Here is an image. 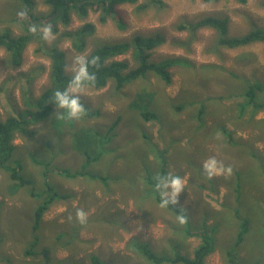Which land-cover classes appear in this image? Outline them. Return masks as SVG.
Listing matches in <instances>:
<instances>
[{
	"label": "rangeland",
	"instance_id": "1",
	"mask_svg": "<svg viewBox=\"0 0 264 264\" xmlns=\"http://www.w3.org/2000/svg\"><path fill=\"white\" fill-rule=\"evenodd\" d=\"M35 1L40 12L47 10L44 0ZM21 12L19 3L0 0V32L10 26L14 32L22 33L24 26H30L25 20L17 21ZM208 17L227 18L230 34L239 36L254 27L264 28V0H247L245 4L238 0H164V7L149 6L144 10L138 5H122L106 23L101 22L99 13H91L85 20L74 17L72 25L62 28L59 35L51 34L48 40L43 39L47 45L55 44L65 52L67 72L73 74L75 59H86L98 44L131 42L137 35L160 36L163 42L152 49L150 61L184 58L196 66L197 74L174 71L170 86L149 74L127 87L120 99L110 82L102 90L84 86L77 93L79 101L89 105L93 114L100 110L98 115L88 118L83 112L76 120L77 128H73V119L58 116L61 110L55 106L46 123L30 128L35 132L33 136L17 135L16 156L24 162L25 174L34 177L35 183L20 187L7 171L0 170V264H92L93 254L105 264H155L134 247L135 242L148 244L156 256L173 258L179 253L193 257L201 239L190 235L187 229L193 233L202 226L209 232L215 231L216 241V250L206 258L205 264H229L227 251L236 246L241 219H248L249 223L243 242L235 247L239 258L244 264H264V111L257 116V123L251 122L254 125L236 120L248 99L245 94L248 86L259 83L264 87V44L220 50L215 47L218 46L216 31L198 30L195 38H191L190 32L181 28H189ZM86 22L95 25L96 33L88 40L86 51L78 53L64 32L77 30ZM43 27H38V31ZM41 44L36 39L28 45L19 67H11L5 50L0 49L2 119L23 110L25 93L37 98L49 86L50 61L39 51ZM118 59L126 62L128 69L137 67L132 50ZM204 65L217 68L201 69ZM5 69L13 74L12 78L5 75ZM183 91L196 104L179 114L170 108L166 98L176 103L185 98ZM154 92H158L160 101L155 100ZM256 96L259 102H264V90ZM201 103L207 108L203 115L209 128L195 138L193 130L200 125L196 115ZM132 104L137 109L154 112L161 123L144 121L138 111L134 117L138 121L135 132L129 133V137L121 132L123 138L116 137L104 144L110 151L87 169L90 173L104 174L106 179L76 175L88 158L94 159L95 150L101 146L94 130L109 123L113 119L111 113ZM177 122L185 127L176 125ZM221 128L234 134V143L227 140ZM143 131L150 142L141 137ZM86 134L94 138L87 141ZM94 139L98 143L89 146ZM80 142L83 147L79 150L75 146ZM164 147L177 150L176 156L181 157L177 163H182V169H176L173 151L165 154L171 164L169 173L183 178L184 190L175 205L187 213L188 218L183 217L182 223L176 212L161 207L147 191V171L153 176L161 173L158 154L152 156L149 152ZM32 155L50 161V182L55 192L69 197L56 200L44 214L36 233L39 243L34 248L35 254L26 258L24 253L33 239V213L44 199L32 192L45 194L47 179L44 168L32 162ZM213 157L222 168L208 178L201 165ZM145 159L149 160L147 166L142 165ZM62 170L73 176L60 173ZM78 210L85 214L83 222L77 218Z\"/></svg>",
	"mask_w": 264,
	"mask_h": 264
},
{
	"label": "trees",
	"instance_id": "2",
	"mask_svg": "<svg viewBox=\"0 0 264 264\" xmlns=\"http://www.w3.org/2000/svg\"><path fill=\"white\" fill-rule=\"evenodd\" d=\"M12 1L19 3L22 8L21 14L23 15L17 17V21L22 23L23 20H25L30 26H24L22 33L14 32L11 30L10 26L4 28L2 32H0V49L5 50L11 67L21 66L25 50L28 45L36 39L40 40V43H42L39 47V51H42L50 61L49 86L47 85L43 93L37 98L30 92L25 93L23 110L19 111L17 115L8 116L5 119L0 117V170L7 171L11 180L15 181L18 186L25 187L34 185L35 178L25 174L24 170H26V168L24 162L16 156L17 146L14 144V141L19 134L33 136L35 132L30 128L33 126L35 127L40 123H46L51 118L52 114L55 112V105L51 101L54 91L64 87L71 80L73 75L67 72V57L65 52L55 44L47 45L46 41L43 42V37L38 31V27L50 26L51 34L59 35L62 28L65 29L72 25L74 17L85 20L91 13H99L101 22L106 23L109 19L115 17L116 9L119 6L138 5L141 10H144L149 6L164 7V0H44L43 4L47 8L45 12H40L38 4L35 0ZM142 1H146L147 4H141ZM204 1L217 2L218 0ZM238 1L242 4L247 2V0ZM120 26L124 27L123 24H120ZM181 28L182 30H188L191 38H195L194 34L198 30L209 28L216 31V42L218 46L215 47L220 50H235L251 46L256 43L264 44L263 27H254L253 29L244 32L242 35L233 36L229 32V20L227 18L221 19L218 17H208L190 25L189 28L187 26H182ZM95 33V25L91 22H86L77 30H66L64 32V36L70 39L76 52L84 53L88 45V40L91 39ZM162 42L163 39L160 36H157L156 38H144L137 35L131 42L98 44V47L95 48L86 58L89 61L93 59L95 60V63H89L88 65V71L94 75L95 79L87 82L85 86L93 88L94 90H102L106 88L110 82L112 90H114L117 98L120 99V97L123 96L122 92L127 87L132 85L133 82L138 79H146L149 74H152L153 77L157 78L159 82L166 84V86H170L172 84V74L174 71H193L197 74L196 66L191 61L184 58H167L159 63L150 61L152 49L158 47ZM131 50L133 59L137 63V67L134 69H128V64L118 59L120 56ZM213 67L217 68L214 65H204L201 69H209ZM6 69L4 70L5 75H9L12 78L13 74L7 72ZM148 88L150 89V85ZM263 90V85L259 83L248 86L245 92L248 99L244 104H242V111H240V114L238 115L239 117L236 119L242 121L239 123L247 124L246 122H250L249 125L257 123V116L264 111V102H259L256 94L258 91ZM186 92L187 91L182 92L185 94V98H180V101L176 103H173L171 99L166 98V100L171 104L170 108L179 114L187 111L188 106L191 104H196V102L190 100ZM157 95L158 92H154L155 100L160 101L159 98H157ZM231 96L236 98V95ZM80 103L83 105V112H85L88 118L99 114L100 110H97L93 114V109H91L89 105L82 101H80ZM160 105L165 106L162 103H160ZM206 110L207 108L205 104L201 103L200 110L196 115V120L200 125L196 127L197 130H193L196 132L195 138H197V134H201V132L205 133L204 131L209 128L206 125L205 117L203 115L206 114ZM138 111H141L138 115H140L144 121L154 120L161 123L159 117H156L155 113L150 110L143 111L141 109H137L136 104L122 106L115 113H111V117L113 115V119L109 123L99 126L100 130H94V134H97V138L101 142V146H98V149L95 150V157L87 154L94 159L92 160L88 158L87 162L83 165V170L78 172L76 175L90 177L93 180L103 178L106 179L104 174L90 173L87 169L93 161L102 159L104 157L103 153L110 151V148H107L104 144L112 142L116 137L123 138L120 135L121 132L125 133L128 137L129 133L133 134L135 132L134 129L138 126V121L136 120L137 118L135 119L134 117H137L136 114ZM104 118L108 117L104 115ZM262 121L264 120L262 119ZM251 122H254V124H251ZM178 123L180 122H177L176 125ZM180 124L182 127H185L184 124ZM71 126L73 128H77L76 120L71 121ZM87 133L92 134L91 131H87ZM221 133L228 137L227 140L231 144L234 143L232 142L234 138L233 133L224 128H221ZM141 137L150 142L147 132L143 131ZM93 138V135L86 134L87 141H91ZM127 142H129V140ZM97 143L98 142L94 139L93 143L89 146ZM75 147L79 150L82 149L83 142L78 143ZM60 148L63 150V143H60ZM169 151H173L174 156L172 161L176 169H182V163L181 165L177 163L181 162V157L176 156L177 150L174 152V149L169 147L152 149L149 154L152 156H155V153L158 154L156 157L159 160V168H161L160 175L169 173L170 171L171 164H169L165 156V154ZM252 154L255 155L253 152ZM120 156H122V153ZM31 159L35 165H39L44 168V176L46 175L47 178L44 184L45 194L47 196L45 194L38 195L32 192L35 196L44 199L33 213V239L29 245L30 247L24 253L26 258H30L35 254L34 248L39 243V237L36 233L38 232L40 222L44 214L56 200L69 197L55 192L56 190L50 182V173L52 170L51 168L49 169L48 165L50 161H45L43 158L37 159L33 155L31 156ZM148 164L149 160L145 159L142 165L147 166ZM147 172L149 173V177L146 180L147 191L155 196V201L160 204L159 194L154 188V177L156 175H150L149 170ZM60 173L65 174L68 177L73 176L68 170H62ZM166 207L176 213L181 209L179 214L187 220V213L183 208L175 205H169ZM235 212L238 214L237 209ZM237 216H239V214ZM241 221L235 247H238L243 242L246 234L248 233V219H241ZM187 231L190 235L201 239V243L196 247L193 257H187L179 253L173 258L168 256H156L146 243L140 244L135 242L133 245L137 248V250L150 257L155 264H205L206 258L216 250V241L213 238L215 231L212 230L209 232L203 226L198 231L193 233L190 229H187ZM62 235L60 238H62ZM235 247L227 251L229 264H244L243 259L239 258ZM90 257L92 264H105L104 261L95 254Z\"/></svg>",
	"mask_w": 264,
	"mask_h": 264
},
{
	"label": "clouds",
	"instance_id": "3",
	"mask_svg": "<svg viewBox=\"0 0 264 264\" xmlns=\"http://www.w3.org/2000/svg\"><path fill=\"white\" fill-rule=\"evenodd\" d=\"M40 33L44 40H48L51 35L50 26L41 28ZM89 63H95V60L89 61L83 57H77L72 68L73 75L71 80L64 87L54 91L51 101L57 109L61 110L57 112L58 116L66 119L78 120L83 113L84 108L79 101L77 93L87 82L95 79L94 75L88 71ZM201 167L207 177L212 178L218 174L222 165L213 157L203 161ZM154 181V188L159 194L161 207L176 205L178 195L184 190L183 178L179 175L165 173L163 175H156ZM180 210L177 212V218L182 223L183 217L179 214ZM77 218L80 222H83L85 214L78 210Z\"/></svg>",
	"mask_w": 264,
	"mask_h": 264
},
{
	"label": "bare ground",
	"instance_id": "4",
	"mask_svg": "<svg viewBox=\"0 0 264 264\" xmlns=\"http://www.w3.org/2000/svg\"><path fill=\"white\" fill-rule=\"evenodd\" d=\"M219 145H220V144H219ZM204 147H205V146H204ZM201 153H202V152H201ZM205 158H206V157H205ZM237 170H238V169H237ZM151 195H152V194H151ZM189 207H190V206H189ZM189 207H188V208H189Z\"/></svg>",
	"mask_w": 264,
	"mask_h": 264
}]
</instances>
